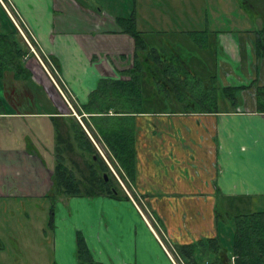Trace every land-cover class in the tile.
<instances>
[{"label": "crops", "instance_id": "0c3cea01", "mask_svg": "<svg viewBox=\"0 0 264 264\" xmlns=\"http://www.w3.org/2000/svg\"><path fill=\"white\" fill-rule=\"evenodd\" d=\"M7 2L40 54L54 61L74 104L87 102L101 78H123L121 71L134 66L133 37L122 31L116 15L95 8L94 0ZM245 2L252 27L210 32L206 48L194 44L191 60L198 74L215 76L221 86L250 82L240 92L238 108L211 114L150 111L133 119L137 161L132 186L163 223L166 244L126 188L128 198L123 199L49 197L55 124L76 117L91 134L53 77L60 90L47 87L49 78L34 76L31 86L12 71L0 77V264H87L78 256L79 236L94 264H174L169 245L218 236L216 210L222 201L242 211L264 198V113L257 110L251 86L254 81L264 86V58L258 59L255 48L256 32L264 28V0ZM2 5L0 35L20 32ZM160 33H154L156 38L144 35L152 46L163 47L169 40L191 51L175 36L168 37V31ZM207 51L214 52L215 69ZM56 89L69 104L66 113ZM33 234L49 246V253L41 250L38 259L23 262L16 255L34 242Z\"/></svg>", "mask_w": 264, "mask_h": 264}, {"label": "trees", "instance_id": "16d2710c", "mask_svg": "<svg viewBox=\"0 0 264 264\" xmlns=\"http://www.w3.org/2000/svg\"><path fill=\"white\" fill-rule=\"evenodd\" d=\"M116 19L122 31L130 34L135 41L134 66L121 71L123 78H101L87 102L79 106L77 111L93 137L106 144L109 157L116 167H120L134 183L135 116L150 111L178 112L174 110L175 102L180 105V112L185 113H220L223 109L228 110L226 106L234 110L240 104V92L246 87L221 86L215 76H201L191 65V60L196 56L193 51H186L184 47L169 40L163 47L152 46L144 33L135 28L131 19H128L129 23L126 18L117 16ZM256 33V55L260 60L264 58V28L258 29ZM209 34L208 31L190 32V37L199 47L206 48L209 45ZM26 47L27 42L19 32L0 35V77L6 71H12L15 78L25 80L31 86L34 84L33 74L25 63V57L33 53L30 47L29 52ZM43 58L55 65L49 57L47 59L43 55ZM251 86L256 90L257 110L264 113V86L256 81ZM149 89L151 93L146 95V90L148 92ZM149 101H152L151 105ZM159 103L162 105H158ZM84 114H88L89 118ZM65 123L68 125L65 133L61 124H55L56 165L49 197L108 196L121 199L116 179L82 124L76 117ZM76 149L90 154L92 160L87 164L88 173H83L80 178L73 167L66 163L65 153ZM123 192L124 197L128 198L127 193ZM228 201L226 204H232ZM222 202L216 210L217 237L192 244L173 245V249L186 264H264V210L231 214ZM150 213L164 237L166 232L163 223L153 211L150 210ZM53 218L52 210L51 223ZM228 235L231 237L227 244L224 240ZM206 254L211 259L204 263L199 260V255L204 257ZM78 256L85 259L87 264H94L85 241L80 236Z\"/></svg>", "mask_w": 264, "mask_h": 264}, {"label": "rangeland", "instance_id": "374dc122", "mask_svg": "<svg viewBox=\"0 0 264 264\" xmlns=\"http://www.w3.org/2000/svg\"><path fill=\"white\" fill-rule=\"evenodd\" d=\"M4 1L5 3L9 4L7 0H4ZM94 1L96 2L95 8H102L104 11L110 14H114L116 16L126 18L127 23H129L128 19H131L137 30L149 34L147 35V37L156 38L158 36H155L154 33L168 31V35H169L168 37H172L174 39L173 36H175L178 42L183 43L186 48L190 49L193 52L195 51L194 44L196 43L191 39L190 32L191 33L200 32V31L234 32V31H237L238 29H248L252 27V22L249 20L250 11H248L246 6H244L245 5L244 0H94ZM2 7L3 9H5L3 5ZM9 9L11 13L13 14V16L15 17L16 22H18V24L20 23L19 25H21L25 34L27 35V37L33 44L34 42L33 38L31 37L27 27L24 26L25 24L23 23V20L19 17L17 12L13 9V7L10 4H9ZM8 14L10 15L9 12ZM11 19L13 20L12 17ZM15 26H16V23H15ZM16 28L18 29V27ZM20 35L25 39L24 35H22L21 33ZM159 39L161 40L162 38H159ZM33 45L35 47L37 54L34 53V51L30 48L33 55L26 57V66L32 72L33 77L36 76V78L51 79L49 80L50 82L47 84V87H49L50 89H52L51 88L52 85L53 87L55 85L58 88L57 84L58 85L61 84L60 86L62 90L66 93L69 100L73 103V101L70 99L67 93V88L65 84H63L62 80L60 81L61 78L59 77L57 71H55L54 65L50 64L49 60L45 61V59L43 58V55L40 54V52L38 51L36 44H33ZM205 55L206 56L212 55L211 60H207V61L208 62L210 61L212 69H215L216 63L211 62L212 60H214V52L207 51ZM52 77L56 80L57 84L54 81H52ZM248 80L249 79H247V81ZM247 84L250 85V82L248 81V83L242 84V85L245 86ZM58 89H56V91L59 93L60 95L59 97L62 100V104H63L62 110L63 112L66 113L68 112L69 104L65 100L64 95L60 93ZM148 94H149V91H148ZM247 95L248 94H246V97ZM248 96L254 97L253 94L248 95ZM247 99L249 98L247 97ZM160 102L162 101L160 100ZM151 104H152V101H149V105ZM174 104H176L174 106V110L180 111V108H181L180 105L177 104L176 102ZM81 105L82 104H80L79 106L81 107ZM158 105H162V104L159 103ZM74 106L77 111L79 106L77 104H74ZM225 108L232 110V107L230 106H226ZM84 115L86 118H89L88 114L87 115L84 114ZM80 116L83 120L82 115ZM77 120L80 122L79 119ZM61 125H62V131L63 133H65L66 132L65 128H67L68 125L64 122L61 123ZM88 131L91 134L89 136L93 137L89 128H88ZM33 133L34 132H31V139H33L34 140L33 143H35ZM42 136L43 138L46 137V135H43V134ZM263 138H264V134H263ZM45 139L49 140L47 137ZM56 141H57V134H56ZM92 141L94 142L98 150V153L105 160L114 178L116 179L115 183L118 186L120 193L122 194L121 199L126 198L124 197V192H123L125 191V188H126L135 198V200L141 207L143 213L146 215V217L148 218L152 226L157 230L160 237L163 238L165 242H167L166 238L163 237V235H161L162 234L161 231L157 229L154 217L151 215L150 211H147L145 208L147 207L145 196H141V195L139 196L132 186L133 182L129 180L127 175L124 173V171L120 167L119 169L116 167L114 162L109 157L106 144L102 140H100L101 142L97 141L94 137ZM52 143H53L52 145H54L53 150L55 151L56 142H52ZM261 146L264 152V141L261 144ZM55 154H56V151H55ZM65 155L67 159L66 163L70 167H73V169L75 170V173L77 174L79 178L83 175V173H88L87 164L92 162L90 154L84 153L81 149H76L75 151H70V150L67 151ZM52 161L55 163V158L52 159ZM136 161H137V156H136ZM119 184L121 187L119 186ZM222 203L226 205V207H228L227 209L230 211L231 214L238 213V211H235L233 209L230 203L228 204H226L225 202H222ZM244 209L245 210H242L241 212L249 213L251 212V210H254V211L264 210V198H257V200L254 201L252 205L244 206ZM230 237L231 235H228V237L224 240L225 243L228 244L230 242L229 241ZM32 238L34 242H32L31 244H25V246L24 245L21 246L22 250L20 251V253L16 255V257H19V256L23 257V260H22L23 262H28L29 259H30L29 261L38 259V257L41 256L39 254L41 250L45 249L49 253V246L47 247L46 244L43 245L42 241L38 239V235L35 236L33 234ZM168 248L170 249L171 253L174 254L179 264H186L185 261L181 257L179 258L176 256V253L173 251V249H171L170 245ZM202 256L203 255H199L200 257L199 260H201L204 263L207 262V260L211 259V257L207 254L204 257ZM29 263L31 264V262Z\"/></svg>", "mask_w": 264, "mask_h": 264}, {"label": "built area", "instance_id": "2783aa9c", "mask_svg": "<svg viewBox=\"0 0 264 264\" xmlns=\"http://www.w3.org/2000/svg\"><path fill=\"white\" fill-rule=\"evenodd\" d=\"M0 2L3 4V6L7 9V11L10 13V15H11V17L13 18V20H14V22L16 23V26L18 27V29L20 30V32L22 33V35H24V37H25V39H26V41L28 42V44H29V46H30V48L34 51V53H36L37 54V52H36V50H35V47H34V45L31 43V41L29 40V38L27 37V35L25 34V32H24V30H23V28L21 27V25H19L18 24V22H16V19H15V17L13 16V14L11 13V11H10V9H9V4H7V3H5V1L4 0H0ZM13 10V9H12ZM155 229V228H154ZM155 231L157 232V230L155 229ZM157 234H158V232H157ZM159 235V234H158ZM159 237H160V235H159ZM164 237L166 238V240H167V234L166 233H164ZM161 238V237H160ZM161 240H163V238H161ZM164 241V240H163ZM165 242V241H164ZM165 244H166V242H165ZM171 249H173V248H171ZM173 251L176 253V256L177 257H181L174 249H173ZM169 255H170V257H171V259H172V261H173V263L174 264H179L178 263V261L176 260V258H175V256H174V254L173 253H171V251H170V249H169ZM182 258V257H181ZM183 259V258H182ZM234 259V258H233Z\"/></svg>", "mask_w": 264, "mask_h": 264}, {"label": "water", "instance_id": "95a60500", "mask_svg": "<svg viewBox=\"0 0 264 264\" xmlns=\"http://www.w3.org/2000/svg\"><path fill=\"white\" fill-rule=\"evenodd\" d=\"M106 175V174H105ZM106 177H107V175H106Z\"/></svg>", "mask_w": 264, "mask_h": 264}]
</instances>
